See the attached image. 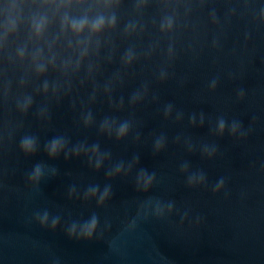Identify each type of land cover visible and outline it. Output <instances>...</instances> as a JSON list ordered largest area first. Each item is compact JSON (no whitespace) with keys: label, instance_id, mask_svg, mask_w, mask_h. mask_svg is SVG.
I'll return each mask as SVG.
<instances>
[{"label":"water","instance_id":"obj_1","mask_svg":"<svg viewBox=\"0 0 264 264\" xmlns=\"http://www.w3.org/2000/svg\"><path fill=\"white\" fill-rule=\"evenodd\" d=\"M0 264H264V0H0Z\"/></svg>","mask_w":264,"mask_h":264},{"label":"clouds","instance_id":"obj_2","mask_svg":"<svg viewBox=\"0 0 264 264\" xmlns=\"http://www.w3.org/2000/svg\"><path fill=\"white\" fill-rule=\"evenodd\" d=\"M105 18L104 17H97L94 21L91 22V24L89 25V21L87 20V18H83L79 21H73L71 23V28L74 32H82L85 27H90V30L92 32H99L100 30H102V28L105 26ZM109 23L114 24L115 23V19L112 18ZM172 24L171 21L169 20L166 24V27L171 28ZM43 27V22L39 23L36 25V31L39 32ZM131 57H129L130 59ZM28 103H30V100L28 101ZM108 122L105 121L103 127L107 128ZM225 121L223 119H220L218 122V130L222 133L225 129ZM129 125L127 122L121 123L117 129V135L118 136H124L127 131H128ZM239 128V125L236 122H233V124L231 125V131L233 133H235ZM66 141L63 137H55L53 138L51 141L48 142V144L46 145V149L49 153L50 156H56L61 150H63V148L65 147ZM162 146V141H157L156 147L159 148ZM20 147L21 149L25 152V153H32L36 150L37 147V141L35 137L32 136H25L21 139L20 142ZM82 150V146H78L77 148L74 149V151H76L77 153L79 151ZM207 150V149H206ZM92 151L98 152V145H93L92 147ZM210 153L212 151H214V149H210L207 150ZM101 161L97 160L96 162V166L99 167L100 166ZM123 165H117L115 168V171L118 173L122 170ZM55 170L53 169V172ZM44 175V166L41 164H37L34 166L32 172L30 173V180L38 182ZM138 183L142 184L143 187L145 189H147L154 181L155 179V174L154 173H148L146 170H141L139 176H138ZM204 180V175L203 173H199L196 175H193L191 177H189V183H195L197 181L202 182ZM223 185V180H221L218 184H217V189H219V187H221ZM97 193H99V202L103 203L104 200L109 196L110 194V187L109 186H105L103 191L101 192L99 189V186H91L88 190L86 195H90V196H96ZM164 205H162L160 202H156L155 205V211L157 214H162L163 210H164ZM169 210L171 209L172 205L169 203L166 206ZM35 218L39 221V223L44 226L47 225L49 223V213L48 211H43L41 212H37L35 214ZM59 223V217H52L51 218V226L53 228L56 227V225ZM97 224H98V218L93 215L90 219L83 221L79 224L77 223H73L68 231H69V235H77L79 238H84V239H88L91 238L93 236V234L96 231L97 228Z\"/></svg>","mask_w":264,"mask_h":264}]
</instances>
